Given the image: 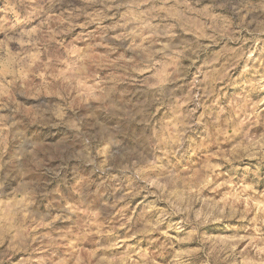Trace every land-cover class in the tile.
Instances as JSON below:
<instances>
[{"label": "rangeland", "instance_id": "374dc122", "mask_svg": "<svg viewBox=\"0 0 264 264\" xmlns=\"http://www.w3.org/2000/svg\"><path fill=\"white\" fill-rule=\"evenodd\" d=\"M0 264H264V0H0Z\"/></svg>", "mask_w": 264, "mask_h": 264}]
</instances>
